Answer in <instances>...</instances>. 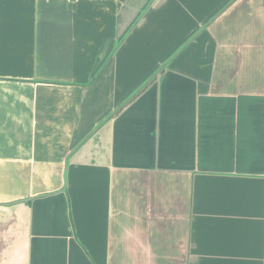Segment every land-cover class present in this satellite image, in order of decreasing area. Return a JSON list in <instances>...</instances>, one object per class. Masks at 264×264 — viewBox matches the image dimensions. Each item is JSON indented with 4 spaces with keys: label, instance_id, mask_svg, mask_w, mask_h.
Masks as SVG:
<instances>
[{
    "label": "crops",
    "instance_id": "1",
    "mask_svg": "<svg viewBox=\"0 0 264 264\" xmlns=\"http://www.w3.org/2000/svg\"><path fill=\"white\" fill-rule=\"evenodd\" d=\"M0 264H264V0H0Z\"/></svg>",
    "mask_w": 264,
    "mask_h": 264
}]
</instances>
